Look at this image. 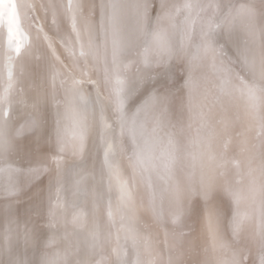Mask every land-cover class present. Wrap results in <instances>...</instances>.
Here are the masks:
<instances>
[{"label": "rangeland", "instance_id": "rangeland-1", "mask_svg": "<svg viewBox=\"0 0 264 264\" xmlns=\"http://www.w3.org/2000/svg\"><path fill=\"white\" fill-rule=\"evenodd\" d=\"M106 2L109 0H0V170L2 168L5 170L6 166H14L12 169L23 170L21 172L18 170L22 175H19V181L15 184L10 185L4 180L0 186V264H164L165 260V264H183L186 259V264H264V125H262L263 127L261 123L259 125V120L255 119L256 117H253L250 112L243 108L240 109V106L237 108L233 106L232 95L229 98L226 97V94L219 88L217 77L211 73L208 74L206 63L202 62L199 54L195 51L194 47L196 46L192 44V48L191 43L195 42L196 45L198 29H202L205 23L204 18L198 14L195 16V12V14L193 12L191 14L189 7L181 2L180 5L183 8L176 11V17L180 24H186L184 29L189 34L188 38L192 37L190 39L192 41L189 44V40H186L181 47L182 51L180 50L182 58H178L175 62L178 64L184 62L186 69L176 66L177 63H170L174 66H170L164 71L165 75L160 78V82H149L142 93L143 95L139 88L138 93L132 96L126 90L130 87H126L131 82L130 78L137 77L135 75L138 72H133L135 65L130 69L126 68V71L124 65L122 66L123 61L122 64H119V72H117L109 64L120 58V52L128 51V48H135L132 34L137 31V24L143 25V13L131 9L129 5H124L122 10L108 7L105 5ZM150 2L147 4L150 6L149 13L146 12L147 27L151 19V9H154V6L158 8L159 5L163 6V9L165 7L164 0H150ZM127 3L129 4V0H123V4L127 5ZM126 9L128 10L126 11ZM102 10L103 12L100 14ZM181 12L184 15H181ZM198 17H200L199 21ZM190 19H192L191 22ZM202 19L203 21H201ZM244 19L246 18L244 17ZM187 21L189 22L187 23ZM245 24L236 25V28L239 27V30H242ZM134 28H136L135 32ZM236 28L234 31L237 30ZM141 29L142 27H139V30ZM141 32L137 34L138 38ZM190 32L193 33L191 36ZM100 36L104 37L103 41ZM122 37L124 40L121 39ZM187 50H189L188 53H186ZM96 51L99 53L97 54ZM132 54L136 53L132 52ZM183 59L185 61H182ZM221 61L226 63V66H230L223 56ZM152 62V60L149 61V67L157 63ZM141 80L142 78L136 85L144 86ZM185 82L188 84L185 85ZM197 83H200L199 85L203 88L197 87L199 86ZM201 89L202 93L199 92ZM202 94L204 96H201ZM155 100L158 102H154ZM167 102L169 105L164 104ZM154 103L159 106V109L157 106L158 110L153 107ZM118 105L120 109H118ZM156 111H159L160 114ZM136 112L148 116V121L152 127L154 126L156 134L163 139L161 144L166 151L165 154L168 156L170 154L166 160V167L170 168L173 164V167L167 168L170 172H172L171 169L174 172L171 174L168 171V177L161 183L159 181L161 189L164 187L162 190L158 187L157 190L154 188L156 191L153 189V192L148 187L137 166V156H133L136 153L132 141L135 135L132 127L137 119ZM163 116L168 119H164ZM248 116L249 119L251 118L250 120ZM171 120L172 122H170ZM244 120L249 121L247 123ZM256 120L258 123L255 122ZM122 121L128 122V125ZM156 121L158 122L156 123ZM185 122L187 124H184ZM252 122L256 125H252ZM160 124L163 125L160 126ZM236 126L238 127L236 128ZM260 126L262 129L259 128ZM236 129L237 133L234 132ZM245 130H248L247 133L251 132L247 134ZM124 132L128 133V136ZM220 133L226 137L228 134L236 137L237 143L233 147L240 149L227 148V152L230 150L233 154L235 153L234 157H238V159L241 155L240 167L245 169V178L237 172L234 176L239 178H233L234 181L236 178L237 182L240 181L239 189H237L238 198H240V203L246 204H241L242 211L235 213L228 211L227 207L219 208L218 205L221 203L218 199L215 200L216 204H213L214 201H208L202 196L198 197L190 190L193 177L195 179L200 174V169L203 170L207 166L205 159L210 157L207 156L210 154L209 148L212 145L216 146L214 143L223 137ZM215 137L220 139L213 140V138L216 139ZM189 139L193 142H190ZM168 144L171 145L168 146ZM199 144H201L200 147H198ZM179 145L180 147H178ZM179 148L180 150H178ZM189 148L196 150L193 151ZM220 148L219 150L222 151ZM245 148L249 149L248 152ZM174 149L178 151L175 152ZM194 153L195 155H193ZM197 156H201L202 161ZM191 158L192 160H190ZM193 163L195 166L192 165ZM35 166L38 167L34 168ZM179 168L182 172H177ZM189 172H193V174ZM29 173L34 177L29 176ZM177 174H182L180 175L182 180L187 177V181L185 179L182 181ZM172 175L178 180H174ZM183 175L185 176L183 177ZM30 180L31 182H29ZM169 180L171 187L168 183ZM179 182L183 184H179ZM242 193L250 194L249 196L246 194V197ZM154 195L155 199L152 197ZM169 198L172 199V203ZM188 204L189 206H187ZM161 206H164V209ZM244 209L249 210L244 211ZM190 212L191 214H189ZM230 214L232 217L228 216ZM163 217L164 219H162ZM166 217L167 219H165ZM237 217L240 219L238 220ZM182 218L184 219L181 220ZM235 218L236 220L233 221ZM239 223H242V226ZM211 229L214 232L218 229L215 236L211 235ZM132 235H134V239ZM240 236L241 244L239 243ZM56 248H59L58 250L61 252ZM169 249L171 251H167ZM167 252L173 253V257ZM61 255L62 257H60ZM50 256L52 258H49ZM63 256H67V259H64ZM74 256L76 257L74 258ZM192 258L193 261L188 262ZM152 260L154 261L152 262Z\"/></svg>", "mask_w": 264, "mask_h": 264}, {"label": "bare ground", "instance_id": "bare-ground-1", "mask_svg": "<svg viewBox=\"0 0 264 264\" xmlns=\"http://www.w3.org/2000/svg\"><path fill=\"white\" fill-rule=\"evenodd\" d=\"M100 1V0H99ZM106 1V0H105ZM156 1V0H154ZM67 2V1H66ZM148 2H150V0H129V4L127 3L126 4H123V0H109V2H106V6L108 5V7H114L115 9L116 8H119L120 10H122V8L125 6H128L131 8V9H134L135 11L136 10H139V12L142 14L143 13V17H144V22H143V25L141 26L140 24H137L138 27H137V31L135 32L136 28H134V32L135 34H132L134 38L133 39V45L135 48H128V51H124V52H120V58L119 59H116L114 62L112 61L110 65V67H112L114 70H116L117 72H119V64L123 62L122 66L124 65V68L126 70L127 69H130L131 66L134 67L135 65V70H133V72L137 71L138 73H136L137 76L136 78H133L131 80V82H133L132 84L129 83V85L126 87H130L126 90H128V92L132 95V96H135L136 93H138L139 91V88L142 90L141 91V94L144 93V89L145 87L148 85L149 82H158L160 80V78L163 77V75H165V70L167 68H169L170 66H174L173 64L171 65L170 63H177L178 62H175L178 58H182L181 57V47L183 44H185L186 40H189V44L190 42V39L192 38H188V35L187 32H186V29H184L186 27V24H183V23H179V21L177 20L178 17H176V11L179 10L180 8H183L181 7L180 4L184 3V5L187 7H189V11L190 13L192 14V12L196 13L195 16H197V14L201 17V18H204V24H203V27L202 29H198L199 30V33H198V40L196 41V45H195V42L191 43V46L193 44V46H196L194 47L195 48V51L197 52V54H199L200 56V59L202 60V62H205L206 63V69H208V74L211 73L213 76L217 77V79L219 80V88L221 89V91L226 94V97L229 98L233 97V106L237 108V106H240L241 108L240 109H244L245 111H248L250 112L251 114H253L252 116L256 117L255 119H258L259 120V123L257 122V120L255 121L256 123H258L260 125L261 123V126L264 125V0H164V9L162 7H159L158 8H155L154 6V9H151V19L149 21V25L147 27V23H148V19H146V12L149 13V10H150V6H148ZM182 2V3H181ZM93 3V2H92ZM152 4V2H150ZM156 3V2H155ZM160 3V2H159ZM99 4V3H98ZM182 5V6H184ZM101 7V6H100ZM99 7V8H100ZM103 7V6H102ZM121 7V8H120ZM65 8V7H64ZM98 8V9H99ZM128 8V7H127ZM160 8V9H159ZM162 8V9H161ZM97 9V11H98ZM104 9V8H102ZM107 9V7H106ZM111 9V8H110ZM114 9V10H115ZM159 9V10H158ZM128 9H126L127 11ZM105 11V10H104ZM182 11V9H181ZM188 11V10H187ZM102 11H100V14H101ZM106 12V11H105ZM104 12V13H105ZM129 12V11H128ZM65 13V12H64ZM185 13V12H184ZM187 13V12H186ZM185 13V14H186ZM194 13V14H195ZM99 14V13H98ZM97 14V15H98ZM181 15H184L182 14V12L180 13ZM179 14V15H180ZM112 15V14H111ZM190 15V14H189ZM187 15V16H189ZM106 16V15H105ZM126 16V14H125ZM185 16V17H187ZM193 16V17H195ZM97 17V16H96ZM192 17V15H191ZM200 17H198V21L200 19ZM244 17L246 19H244ZM100 18V17H99ZM103 18V17H102ZM121 18V17H120ZM127 18V17H126ZM187 18H190V17H187ZM101 19V18H100ZM182 19V18H181ZM186 19V18H185ZM196 19V18H195ZM99 20V19H98ZM120 20V19H119ZM128 20V19H127ZM147 20V23H145ZM192 19H190V22H191ZM244 20H246V22H244ZM102 21V20H101ZM122 21V20H121ZM124 21V20H123ZM196 21V20H195ZM203 21V19L201 20ZM85 22V21H84ZM133 22V21H132ZM184 22V21H183ZM189 21H187L188 23ZM106 23V22H105ZM120 26H121V22H119ZM244 23L245 26H244V30H239V27L238 29L236 28V25L237 26H241V24L243 25ZM87 24V23H85ZM92 24V23H91ZM125 24H127L125 22ZM192 24V23H190ZM194 24H198V23H194ZM113 25V24H112ZM119 25H118V29H119ZM140 25V26H139ZM185 25V26H184ZM202 25V24H200ZM89 26V24H88ZM111 26V25H110ZM131 26V25H130ZM189 26V25H188ZM122 27V26H121ZM124 27V26H123ZM128 27V25H127ZM139 27H142L141 30H139ZM193 26L191 25V28ZM195 27V25H194ZM201 27V26H200ZM96 28V27H95ZM99 28V27H98ZM130 28V27H129ZM235 28L237 29L236 31ZM125 30H127V28H125ZM239 30V31H238ZM247 30V31H246ZM89 31V30H88ZM118 31V30H117ZM142 31V32H141ZM188 31V29H187ZM191 31V29H190ZM193 31V30H192ZM197 31V30H196ZM141 32V35H139V38H138V35ZM98 33V32H97ZM102 33V31H101ZM100 33V34H101ZM128 33V32H127ZM126 33V34H127ZM189 33V32H188ZM194 33V31H193ZM190 32V36L191 34H193ZM99 34V35H100ZM124 34V33H122ZM98 35V37H99ZM103 35V34H102ZM196 35V34H195ZM124 36V35H123ZM128 36V35H127ZM92 37V36H91ZM97 37V38H98ZM131 37V36H130ZM196 37V36H195ZM93 38H95L93 36ZM100 38L102 39L103 41V38L102 36H100ZM99 38V39H100ZM131 38V39H132ZM194 38V37H193ZM246 38V39H244ZM122 40L123 37L121 38ZM96 40V39H95ZM196 40V39H195ZM94 41V40H93ZM98 41V40H97ZM101 41V42H102ZM127 42V40H125ZM100 42V41H99ZM97 42V43H99ZM95 43V42H93ZM103 43V42H102ZM124 43V42H122ZM137 44V45H136ZM188 44V46H189ZM99 45V44H98ZM128 45V43H127ZM136 45V46H135ZM187 45V44H186ZM121 46V45H120ZM190 46V48H191ZM192 46V48H193ZM95 47V46H94ZM97 47V45H96ZM133 47V46H132ZM140 47V48H139ZM99 48V47H98ZM186 48V47H185ZM183 48V49H185ZM189 48V49H190ZM188 49V48H187ZM134 50V51H132ZM181 50V51H180ZM192 50V49H191ZM189 50H187L186 53H188ZM97 52V51H96ZM103 52H105L103 50ZM132 52L136 53V54H132ZM193 52V51H192ZM99 52H97L98 54ZM127 54V55H126ZM132 54V55H131ZM100 55V54H99ZM130 55V56H129ZM186 56V54H183ZM189 55V54H188ZM192 56V55H191ZM198 56V58H199ZM222 56L226 59V62L230 65V66H226L227 64L226 63H223L222 60ZM194 57V56H193ZM99 58V57H98ZM104 58V57H103ZM104 60H106L104 58ZM153 61V62H157L155 63L156 65H153L151 67L150 66V63L149 61ZM185 60H186V57H185ZM184 59L182 61H185ZM188 60V59H187ZM189 61V60H188ZM152 62V63H153ZM193 62V61H192ZM200 62V60H199ZM198 62V63H199ZM151 63V65H152ZM196 63V62H195ZM201 63V62H200ZM176 66H179L180 68L182 69H186L185 68V64L183 62V64H178ZM194 64V62L192 63ZM196 65V64H195ZM200 65V64H199ZM203 65V63H202ZM102 66V65H101ZM105 66V65H104ZM193 67V66H192ZM201 67V66H199ZM204 67V66H203ZM227 67V68H226ZM104 68V67H103ZM108 68V67H107ZM123 68V67H122ZM121 68V69H122ZM173 68V67H172ZM171 68V69H172ZM190 68V67H189ZM102 69V68H101ZM107 70V69H106ZM105 70V71H106ZM113 70V71H114ZM173 70V69H172ZM171 70V71H172ZM200 70V69H199ZM127 71V70H126ZM183 71V70H182ZM194 71V70H193ZM205 71V70H204ZM203 71V72H204ZM207 71V70H206ZM103 72V71H102ZM132 72V73H133ZM185 72V71H184ZM198 72V71H197ZM106 73V72H104ZM174 73V72H173ZM182 73V72H181ZM196 73V72H194ZM101 74V73H100ZM117 74V73H116ZM140 75V76H139ZM172 75V74H171ZM199 75V74H198ZM106 76V75H105ZM110 76V75H109ZM112 76V75H111ZM130 76V75H129ZM183 76V75H182ZM185 76V75H184ZM191 76V74L189 75V77ZM195 76V75H193ZM197 76V75H196ZM107 77V76H106ZM113 77V76H112ZM188 77V76H187ZM200 77V76H199ZM213 77V78H215ZM102 78V77H101ZM142 78V82H143V85L144 86H141V85H136L138 84V80ZM184 78V77H183ZM194 78V77H193ZM198 78V77H197ZM210 77L208 76V79ZM171 79V78H170ZM175 80V79H174ZM177 80V79H176ZM190 80V79H189ZM194 80V79H193ZM191 80V81H193ZM197 80V79H196ZM195 80V81H196ZM202 80V79H201ZM113 82V81H112ZM142 82H140V84H142ZM160 82V81H159ZM164 82V81H163ZM171 82V81H169ZM190 82V81H189ZM205 82V81H204ZM201 83V82H200ZM199 83V84H200ZM218 83V82H217ZM124 84V83H123ZM182 84V83H181ZM185 85L188 84L187 82L184 83ZM190 84V83H189ZM198 84V83H197ZM196 84V85H197ZM198 84V85H199ZM202 84L203 81H202ZM201 84V85H202ZM109 85V84H108ZM207 85V84H206ZM189 87V85H188ZM197 87H202V86H197ZM196 87V88H197ZM107 88V87H106ZM105 88V89H106ZM121 88V87H120ZM191 88V86H190ZM189 88V89H190ZM192 88H195L192 86ZM203 88V87H202ZM125 89V88H124ZM194 90V89H193ZM124 91V90H123ZM195 91H198V90H195ZM203 91L202 89L199 91L201 92ZM206 91V90H205ZM221 92V93H222ZM123 93V92H122ZM121 93V95H123ZM194 93V92H193ZM198 93V92H197ZM195 93V94H197ZM202 93V92H201ZM222 93V94H223ZM100 94V93H99ZM113 95V93H112ZM143 95V94H142ZM178 95V94H177ZM200 95V94H199ZM124 96V95H123ZM160 96V95H159ZM163 96V95H162ZM188 96V95H187ZM198 96V95H197ZM201 96H204L203 94ZM105 98V97H104ZM124 98V97H122ZM154 98V97H153ZM153 98H152V103H153ZM159 98V97H158ZM201 98V97H199ZM198 98V99H199ZM163 99V98H162ZM184 99V98H183ZM182 99V100H183ZM104 100V99H103ZM125 100V99H124ZM159 100V99H158ZM161 100V99H160ZM167 100V99H166ZM181 100V99H180ZM157 100H155L154 102H156ZM158 102V101H157ZM161 102V101H159ZM192 102V101H191ZM143 103V102H142ZM150 103V102H149ZM169 102L167 103H164L165 105H167ZM195 103V101H194ZM193 103V104H194ZM116 106H117V103H115ZM140 104V103H139ZM138 104V106H139ZM144 104V103H143ZM148 104V103H146ZM157 104V103H156ZM160 104V103H159ZM123 105V104H122ZM125 105V104H124ZM155 105V103H154ZM153 107H156V110L159 109V106H158V109H157V106L155 105ZM164 105V106H165ZM169 105V104H168ZM179 105V104H178ZM177 105V107H178ZM191 105V104H190ZM196 105V104H195ZM232 105V104H231ZM129 107V106H128ZM142 107V106H141ZM146 107V106H145ZM151 107V106H150ZM170 107V106H169ZM173 107H175L173 105ZM135 108V107H134ZM133 108V109H134ZM146 108H149V107H146ZM168 108V107H167ZM179 108V107H178ZM185 108V107H184ZM203 108V107H201ZM111 109V108H110ZM116 109V108H115ZM118 109L119 108V105H118ZM126 109V108H125ZM130 109V108H129ZM138 109V108H137ZM150 109V108H149ZM148 109V110H149ZM152 109V108H151ZM166 109V108H165ZM213 109V108H212ZM154 110V109H153ZM164 111V109H162ZM160 110L163 115L164 112ZM168 110V109H167ZM170 110V108H169ZM174 110V109H173ZM122 111V110H121ZM137 111V110H136ZM144 111V110H143ZM152 111V110H151ZM237 111V109H236ZM131 112V111H130ZM138 112V111H137ZM136 112V114H137ZM142 112V110H141ZM147 112V110H146ZM157 112V111H156ZM159 112V111H158ZM157 112V113H158ZM167 112H170V111H167ZM173 112V111H172ZM238 112V111H237ZM135 113V111H134ZM145 113V112H144ZM152 113V112H151ZM165 113H166V110H165ZM196 113V112H195ZM206 113V112H205ZM118 114V113H117ZM129 114V113H128ZM154 114V112H153ZM160 114V112H159ZM169 114V113H168ZM173 114V113H172ZM171 114V115H172ZM197 114V113H196ZM208 115H210L209 113H207ZM206 114V115H207ZM226 114V113H225ZM238 114V113H236ZM240 114V113H239ZM119 115V114H118ZM121 115V114H120ZM201 115V114H200ZM222 115V114H221ZM230 115V114H229ZM234 115V114H233ZM122 116V115H121ZM121 116H120V119H121ZM130 116V115H129ZM136 116V115H135ZM134 116V117H135ZM160 116V115H159ZM169 116V115H168ZM173 116V115H172ZM195 116V115H193ZM202 116V115H201ZM250 116V114H249ZM249 116H248V119H249ZM27 117V116H25ZM30 117V116H29ZM131 117V116H130ZM150 117V116H149ZM153 117V116H152ZM156 117V116H155ZM176 117V116H175ZM188 117V116H187ZM196 117V116H195ZM232 117V116H230ZM229 117V118H230ZM240 117V116H239ZM245 117V115H244ZM136 120L135 122L133 123V127L131 125H129L130 127H132V130H134V138L132 139L133 141V147H134V151L136 153V155H133L130 153V155H133L134 157H136V163L138 164L137 166L139 167V170H140V173H141V177L145 180L146 184L148 185V187H150L152 190L155 188L157 190V188L159 187V189H161V187L159 186V181L161 183L162 180H164L166 177H168V168L166 167V160L167 158L170 156H168V154L166 155L165 154V150L163 148V145L161 144V139L157 134H156V131L155 129H153L152 125L149 123V118L148 116L141 114L140 112L137 114L136 116ZM162 119V117H160ZM164 118V116H163ZM178 118V117H177ZM189 118V117H188ZM22 119V118H20ZM19 119V121H20ZM83 119V118H82ZM151 119V117H150ZM164 119H168V117L164 118ZM182 119V118H181ZM193 119V118H192ZM203 119V117H202ZM201 119V121H202ZM236 119V117H235ZM242 119V117H241ZM247 119V118H246ZM251 119V118H250ZM249 119V120H250ZM253 119V118H252ZM26 120V119H25ZM157 120V119H156ZM160 120V119H159ZM176 120V119H175ZM185 120V119H184ZM186 120H189V119H186ZM191 120V118H190ZM205 120V119H204ZM208 120V119H207ZM249 120H244V121H249ZM18 121V122H19ZM28 121V120H27ZM30 121V120H29ZM119 121V120H118ZM164 121V120H163ZM162 121V122H163ZM194 121V120H192ZM191 121V122H192ZM200 121V120H199ZM200 121V122H201ZM232 121V120H231ZM17 122V123H18ZM25 122V121H24ZM123 122V121H122ZM152 122V121H151ZM158 121H156L157 123ZM172 122V120L170 121ZM176 122V121H175ZM179 122V120H178ZM188 122V121H187ZM208 122V121H207ZM245 122V123H246ZM251 122V121H250ZM16 123V125H17ZM21 123V122H20ZM29 123V122H28ZM36 123V122H35ZM123 123H126L123 122ZM122 123V124H123ZM128 123V122H127ZM126 123V124H127ZM130 123V122H129ZM155 123V124H156ZM193 123V122H192ZM198 123V122H196ZM204 123V122H203ZM239 123V122H238ZM242 123V122H241ZM240 123V124H241ZM248 123V122H247ZM256 123H254L256 125ZM23 125V121L21 123ZM20 124V125H21ZM153 124V123H152ZM175 125H177L176 123H174ZM173 124V125H174ZM184 124H187L186 122ZM195 124V123H194ZM199 124V123H198ZM205 124V123H204ZM225 124V122H224ZM233 124V123H232ZM253 122H252V125H254ZM121 125V124H120ZM125 125V124H124ZM128 125V124H127ZM157 125V124H156ZM163 125V124H160V126ZM183 125V124H182ZM234 125V124H233ZM232 125V126H233ZM244 125V124H242ZM241 125V127H242ZM246 125V124H245ZM251 125V126H252ZM159 126V127H160ZM169 126V125H167ZM184 126V125H183ZM240 126V125H239ZM261 126L259 128H261ZM23 127V126H22ZM123 127V126H121ZM125 127V126H124ZM164 127V126H163ZM175 127V126H174ZM173 127V128H174ZM189 127V126H188ZM191 127V126H190ZM193 127V126H192ZM230 127V126H229ZM238 126H236L237 128ZM240 127V128H241ZM255 127V126H254ZM263 127V126H262ZM127 128V127H126ZM129 128V127H128ZM157 128V127H156ZM166 128V127H165ZM170 128V127H169ZM179 128V127H178ZM204 128V127H202ZM201 128V130L203 131V129ZM226 128V127H225ZM233 128V127H232ZM244 128V127H242ZM23 129V128H22ZM161 129V128H160ZM176 129V128H175ZM184 129V128H183ZM197 129V128H196ZM199 129V127H198ZM231 129V128H230ZM249 129V128H248ZM254 129V128H253ZM262 129V128H261ZM14 130V129H13ZM28 130V129H27ZM121 130V129H120ZM123 130V129H122ZM129 130V129H128ZM159 131V129H156ZM206 130V129H205ZM224 130V129H223ZM250 130V129H249ZM255 130H256V127H255ZM1 131V130H0ZM24 132V129L22 130ZM118 131V130H117ZM130 131V130H129ZM163 131V129H162ZM176 131V130H174ZM173 131V132H174ZM229 131V130H228ZM227 131V133H228ZM246 131V130H245ZM248 131V130H247ZM247 131L245 133H247ZM20 132V131H19ZM132 132V131H130ZM164 132V131H163ZM183 132V131H181ZM180 132V133H181ZM204 132V131H203ZM202 132V133H203ZM207 132V131H206ZM232 131L230 130V133ZM234 132H238L237 129L236 131ZM251 132V131H250ZM249 132V133H250ZM15 133V132H14ZM18 133V132H17ZM133 133V132H132ZM158 133V132H157ZM176 133V132H175ZM178 133V131H177ZM179 133V134H180ZM185 133V132H184ZM183 133V134H184ZM200 133V134H202ZM225 133V132H224ZM244 133V132H242ZM247 133V134H249ZM253 133V131H252ZM262 133V132H261ZM19 134V133H18ZM115 134V133H114ZM125 134V132H124ZM161 134V132H160ZM169 134V133H168ZM189 134V133H188ZM221 134V133H220ZM246 134V135H247ZM260 134V133H259ZM258 134V135H259ZM122 135V134H121ZM126 136H128V133L125 134ZM173 135V134H172ZM182 135V134H180ZM187 135V134H186ZM208 135V134H207ZM224 134H221V136H223ZM252 135V134H251ZM257 135V134H256ZM255 135V136H256ZM130 136V135H129ZM132 136V135H131ZM130 136V137H131ZM164 136V135H163ZM215 136H217L215 134ZM219 136V134H218ZM220 136V137H221ZM241 136H245V135H241ZM249 136V135H248ZM133 137V136H132ZM162 137V136H161ZM167 137V136H166ZM195 137V136H194ZM209 137V136H208ZM247 137V136H246ZM253 137V135L251 136ZM164 138V137H163ZM181 138V137H180ZM204 138V137H203ZM212 138V137H211ZM216 138V137H215ZM121 139V138H119ZM188 139V138H187ZM217 139H220V138H216L213 140H217ZM128 140V138H127ZM172 140V139H171ZM174 140V139H173ZM186 140V139H185ZM184 140V141H185ZM199 140V139H198ZM209 142H210V139H208ZM212 140V139H211ZM242 140V139H241ZM248 140V139H247ZM250 140V139H249ZM128 141H131V140H128ZM131 141V142H132ZM175 141V140H174ZM180 141V140H179ZM182 141V140H181ZM180 141V142H181ZM190 141V139H189ZM192 141V140H191ZM190 141V142H191ZM207 141V140H206ZM252 141V140H251ZM129 142V143H131ZM167 142V141H166ZM170 142V141H168ZM177 142V140H176ZM183 142V141H182ZM186 142H188L186 140ZM193 142V141H192ZM202 142V141H201ZM208 142V141H207ZM208 142V143H209ZM213 142V141H212ZM245 142V141H244ZM165 143V142H164ZM171 143V142H170ZM236 143H237V139L234 135H230L228 134V136L226 137L223 136L221 137L220 140L216 141L214 144L216 146H213L211 148H209L208 152L210 153L209 155H207L209 158H206L205 161L207 164L206 168L201 170L200 169V174L198 176L194 177L191 175V177H193V183L191 185V192L198 195V197L202 196L204 198H206L208 201H214L213 204H216L215 203V200L218 199L219 203L221 204H217L219 208H225L227 207L228 211H232V212H238V211H242V205H246V204H242L240 203V198L239 197V192H237V189H239V182H237V178H236V181L233 180L234 177H238V176H234L235 173H240L244 178H245V169L243 167H240V158H241V155L238 159L235 158L233 152H231L229 150V152H227V148L232 149L233 146H236ZM247 143V142H246ZM254 143V142H253ZM186 144V143H185ZM210 144V143H209ZM219 144V145H218ZM171 145V144H168V146ZM184 145V143H183ZM192 145V144H191ZM201 144H199L198 147H200ZM247 145V144H246ZM259 145V144H258ZM130 146V144H129ZM175 146V145H174ZM239 146V145H238ZM264 146V145H263ZM167 147V146H166ZM177 147V146H176ZM180 147V145L178 146ZM194 147V145H193ZM204 147V146H203ZM221 147V148H220ZM241 147V146H240ZM242 147H244V144H242ZM252 147V146H251ZM196 148V147H194ZM219 148L222 150L220 151ZM235 148V147H233ZM263 148V147H262ZM130 149V148H129ZM168 149V147H167ZM189 149H192V148H189ZM203 149V148H202ZM201 149V150H202ZM236 149V148H235ZM240 149V148H239ZM239 149H236V150H239ZM246 149V148H245ZM258 149V148H257ZM132 150V148L130 149ZM129 150V152H130ZM172 150V149H171ZM170 150V151H171ZM180 150V148L178 149ZM176 149V151H178ZM193 151L196 150V149H192ZM191 150V151H192ZM247 150V149H246ZM249 150V149H248ZM247 150V152H248ZM254 150V149H253ZM128 151V150H127ZM133 151V152H134ZM175 151V149H174ZM175 151V152H176ZM186 151V150H185ZM235 151V150H234ZM35 152V151H34ZM168 152V151H167ZM172 152V151H171ZM170 152V153H171ZM174 152V153H175ZM201 152V151H200ZM216 152V153H215ZM245 152V151H244ZM264 152V151H263ZM134 153V154H135ZM180 153V151H179ZM196 153V152H195ZM195 153L193 155H195ZM257 153V152H256ZM177 154V153H175ZM182 154V153H181ZM184 154V153H183ZM188 154V153H186ZM185 154V155H186ZM202 154V153H201ZM208 154V153H207ZM174 155V154H173ZM179 155V154H178ZM205 155V154H204ZM255 155V154H254ZM132 156V157H133ZM189 156V155H188ZM249 156V155H248ZM253 156V155H252ZM260 156V155H259ZM133 157V158H134ZM172 157V156H171ZM170 157V158H171ZM175 157V156H173ZM186 157V156H185ZM192 157V156H191ZM195 157V156H194ZM105 158V157H104ZM188 158V157H187ZM190 158V157H189ZM197 158H199L200 161H202V158L201 156H197ZM196 158V159H197ZM235 158V159H234ZM264 158V157H263ZM262 158V159H263ZM135 159V158H134ZM172 159V158H171ZM178 159V158H177ZM176 159V160H177ZM184 159V157H183ZM182 161H185L183 160ZM195 159V158H194ZM257 159H260V158H257ZM192 160V158L190 159ZM57 161V160H56ZM171 161V160H170ZM179 161V160H178ZM181 161V162H182ZM195 161V160H194ZM261 161V160H260ZM132 162V161H131ZM169 162V160H168ZM191 162V161H190ZM135 163V164H136ZM184 163V162H183ZM237 163V164H236ZM35 164V163H34ZM56 164V163H55ZM182 163H180L181 165ZM186 164V162H185ZM200 164V163H199ZM204 164V165H205ZM11 165V164H10ZM13 165V163H12ZM32 165V164H31ZM45 165V163H44ZM134 165V164H133ZM168 165V164H167ZM170 165V163H169ZM179 165V164H178ZM183 165V164H182ZM187 165V164H186ZM191 165V163H190ZM193 166L194 163L192 164ZM6 166V165H5ZM17 166V164H16ZM27 166V165H26ZM203 166V164H202ZM14 167V166H13ZM13 167L11 166H6L5 170L4 168H2V170H0V186L2 184V181L6 180L7 182H9L10 185H13L15 184L17 181H19V178L20 176L19 175H22L19 174V172L23 171V170H15V169H12ZM18 167V166H17ZM16 167V168H17ZM28 167V166H27ZM31 167V166H30ZM38 167V166H37ZM36 166L34 168H37ZM173 167V164L170 166V168ZM186 167V166H185ZM32 168V167H31ZM41 168V166H40ZM39 168V170H40ZM169 168V169H170ZM189 168V167H188ZM187 168V169H188ZM196 168V167H195ZM194 168V169H195ZM204 168V167H203ZM21 169V168H20ZM135 169V168H134ZM184 169V168H183ZM193 169V171H195ZM45 170V169H44ZM138 170V169H137ZM179 171L177 172H182V170L180 171V168L178 169ZM185 170V169H184ZM28 171V170H27ZM26 171V172H27ZM30 171V170H29ZM32 171H35L32 169ZM31 171V172H32ZM172 172H170L171 174L174 172L172 169H171ZM186 171V170H185ZM30 172V173H31ZM41 172V171H40ZM43 172V171H42ZM41 172V173H42ZM188 172V171H187ZM258 172V171H257ZM29 173V176L33 175L31 174L30 175ZM39 173V171H38ZM132 173V172H131ZM135 173V172H133ZM176 173V172H175ZM174 173V174H175ZM186 173V172H185ZM191 173V172H189ZM195 173V172H194ZM24 174V173H23ZM28 174V173H27ZM184 174V173H183ZM188 174V173H187ZM193 174V172L191 173ZM40 175V174H39ZM139 175V174H138ZM179 175V174H177ZM182 175V174H180ZM179 175V176H180ZM237 175V174H236ZM28 176V175H27ZM174 177V180L176 179V177L174 175H172ZM170 176V178L172 177ZM185 175H183L184 177ZM190 176V175H189ZM240 176V177H242ZM24 177L25 174H24ZM23 177V178H24ZM31 177H34V176H31ZM134 177V176H133ZM136 177V176H135ZM172 177V178H173ZM182 176L178 177V178H181ZM242 177V179H243ZM30 178V177H28ZM139 178V177H138ZM187 178V177H186ZM186 178H184L186 180ZM239 178V177H238ZM36 179V178H35ZM183 179V180H184ZM189 179V178H188ZM250 179V178H249ZM248 179V180H249ZM27 180V178H26ZM141 180V179H140ZM168 180V179H167ZM172 179V182L174 181ZM178 179H176L177 181ZM182 180V178H181ZM182 180V181H183ZM190 180V179H189ZM245 180V179H243ZM23 181V180H22ZM45 181V180H44ZM187 181V180H186ZM6 182V183H7ZM24 182V181H23ZM26 182V181H25ZM31 182V180L29 181ZM141 182H143V180H141ZM170 180L168 181L169 183V186L171 187L170 185ZM81 183V182H80ZM182 183V182H179V184ZM249 183V182H248ZM26 184V183H25ZM84 184V183H83ZM144 184V183H143ZM183 184V183H182ZM245 184V183H244ZM250 184V183H249ZM24 185V184H23ZM22 185V186H23ZM141 185V184H140ZM162 185V184H161ZM242 185V184H241ZM247 185V184H246ZM253 185V184H252ZM19 186V184H18ZM144 187V185H142ZM165 186V184H164ZM174 186V184H173ZM179 186V185H178ZM248 187V185H247ZM22 188V187H21ZM24 188V187H23ZM164 188V187H163ZM162 188V189H163ZM169 188V187H168ZM176 188V187H175ZM251 188V187H250ZM26 189V188H25ZM23 189V190H25ZM91 189V188H90ZM154 189V190H155ZM161 189V190H162ZM170 189V188H169ZM168 189V191L170 192V190ZM241 189V188H240ZM249 189V188H248ZM18 190V189H17ZM20 190V189H19ZM153 190V192H154ZM155 190V191H156ZM173 190V188H172ZM246 190V189H245ZM32 191V190H31ZM142 191V190H141ZM159 191V190H158ZM164 191V190H163ZM179 191V190H178ZM19 193V191H17ZM140 192V191H139ZM152 192V191H151ZM161 192V191H159ZM176 192V191H175ZM246 192V191H245ZM249 192V191H248ZM252 192V191H250ZM15 193V191H14ZM158 193V192H157ZM178 193V192H177ZM7 194V193H6ZM13 194V193H12ZM153 194V193H151ZM160 194V193H159ZM168 194V193H167ZM246 196L247 193H242ZM250 193H248L247 195L249 196ZM8 195V194H7ZM156 195V193H155ZM152 196L153 198L155 197ZM158 195V194H157ZM176 195V194H175ZM174 195V196H175ZM178 195V194H177ZM176 195V196H177ZM4 196V195H3ZM9 196V195H8ZM160 196V195H159ZM175 196V197H176ZM253 196V195H252ZM7 197V196H5ZM161 197H162V194H161ZM178 197H180L178 195ZM178 197H176L177 199H179ZM242 197V196H240ZM247 197V196H246ZM251 197V196H250ZM147 198V197H146ZM152 198V199H153ZM156 198H158V196H156ZM160 198V197H159ZM163 198V197H162ZM254 198V197H253ZM6 199V198H5ZM155 199V198H154ZM170 199V198H169ZM177 199H175L177 201ZM181 199V198H180ZM195 199V198H194ZM245 199V198H244ZM247 199V198H246ZM157 200V199H156ZM161 200V199H160ZM193 200V198H192ZM248 200V199H247ZM154 201V200H153ZM159 201V200H158ZM171 203H172V199H170ZM200 201V200H199ZM246 201V200H245ZM155 202V201H154ZM162 202V200H161ZM201 202V201H200ZM250 202V201H249ZM205 203V202H204ZM157 205V202L155 203ZM161 204V203H159ZM164 204V203H163ZM167 204V203H166ZM242 204V205H241ZM248 204V202H247ZM251 204V203H250ZM155 205V207H156ZM168 206V205H166ZM173 206V205H172ZM189 206V204L187 205ZM160 207V206H159ZM162 208L164 206H161ZM175 207V206H174ZM216 207V206H215ZM245 207V206H244ZM248 207V206H247ZM246 207V208H247ZM157 208V207H156ZM173 208V207H172ZM171 208V210H172ZM164 209V208H163ZM168 209V208H167ZM176 209V208H174ZM253 209V208H252ZM161 210V208H160ZM187 210V209H186ZM189 210V209H188ZM222 210V209H221ZM246 210H249V209H246ZM244 209V211H246ZM158 211V209H157ZM164 212V210H161ZM160 211V212H161ZM169 211V210H167ZM166 211V213H167ZM186 212V211H185ZM189 212V211H188ZM187 212V213H188ZM192 212V211H191ZM191 212L189 214H191ZM165 213V214H166ZM170 213V212H169ZM179 213V212H178ZM230 213V212H229ZM247 213V212H246ZM82 214V213H81ZM161 214V213H160ZM240 212H239V216H240ZM154 215V213H153ZM168 215H171V214H168ZM221 215V214H220ZM238 215V214H237ZM236 215V216H237ZM165 216V215H164ZM187 216V215H186ZM199 216V215H198ZM230 217V215H228ZM245 216V214H244ZM242 216V217H244ZM249 216V215H248ZM252 216V215H251ZM73 217V216H72ZM71 217V218H72ZM77 217V216H75ZM88 217V216H87ZM156 217V216H155ZM158 217V216H157ZM173 217V216H172ZM181 217V216H180ZM179 217V218H180ZM183 217V216H182ZM189 217V215H188ZM193 217V216H192ZM241 217V216H240ZM240 217L238 218V220L240 219ZM247 217V216H246ZM246 217L244 218V220L246 219ZM263 217V216H262ZM261 217V218H262ZM169 218V216H168ZM175 218V217H174ZM187 218V217H185ZM156 219V218H155ZM164 219V217L162 218ZM167 219V217L165 218ZM170 219V218H169ZM168 219V220H169ZM184 218H182L181 220H183ZM200 219V218H199ZM219 219V218H218ZM228 219V218H227ZM242 219V218H241ZM259 219V218H258ZM74 220V219H73ZM174 220V219H173ZM177 220V219H176ZM190 220H192L190 218ZM236 220L233 219V221ZM242 220V221H244ZM251 220V219H250ZM77 221V220H76ZM103 221V220H102ZM101 221V222H102ZM185 221V220H184ZM188 221V220H187ZM198 221V220H197ZM169 222H171L169 220ZM174 222V221H173ZM236 222V221H235ZM238 222V221H237ZM262 222V221H261ZM26 223V222H25ZM166 224V222H164ZM187 223V222H185ZM183 223V224H185ZM190 223V222H189ZM188 223V224H189ZM246 223V222H245ZM16 224V223H15ZM20 224V223H19ZM126 224V223H125ZM175 224V223H174ZM179 224V222H178ZM182 224V225H183ZM242 223H239V225H241ZM247 224V223H246ZM180 225V224H179ZM233 225V223H232ZM26 226V224H25ZM185 226V225H184ZM242 226V225H241ZM245 226V225H244ZM10 227V226H9ZM15 227V226H14ZM159 227V225H158ZM163 227V226H162ZM169 227V226H168ZM182 227V226H181ZM235 227V226H234ZM28 228V227H27ZM90 228V227H89ZM145 228V227H144ZM216 228V227H215ZM223 228V227H222ZM239 228V227H238ZM10 229V228H9ZM14 229V228H13ZM12 229V230H13ZM167 229V228H166ZM165 229V230H166ZM172 229V228H171ZM185 229V227H184ZM219 229V228H218ZM217 229V231H218ZM240 229V228H239ZM239 229H236V230H239ZM24 230V229H23ZM29 230V229H27ZM178 230V229H177ZM233 230V229H232ZM231 230V231H232ZM244 230V229H242ZM14 231V230H13ZM163 231V230H162ZM168 231V230H167ZM182 231V230H181ZM196 231V230H194ZM214 232L212 229H211V235L215 236V234L217 233ZM11 232V230H10ZM184 232V230L182 231ZM186 232V231H185ZM6 233V232H5ZM116 233V232H115ZM174 233V232H173ZM194 233V232H193ZM230 234H232L230 231H229ZM238 233V232H237ZM236 233V234H237ZM241 233V232H240ZM247 233V232H246ZM91 234V233H90ZM121 234V233H120ZM182 234V233H181ZM227 234V233H226ZM239 234V233H238ZM244 234V233H242ZM241 234V235H242ZM9 235H12V234H9ZM16 235V234H15ZM183 235V234H182ZM197 235V234H196ZM24 236V235H22ZM133 236V239H134V235ZM179 236V235H178ZM184 236H187V235H184ZM184 236H182V238H184ZM194 236V234H193ZM236 236V235H235ZM7 237V236H6ZM112 238L114 236H111ZM176 237V236H175ZM195 237V236H194ZM193 237V238H194ZM197 237V236H196ZM238 237V235H237ZM245 237V236H244ZM167 238V237H166ZM190 238V237H188ZM200 238V237H199ZM235 238V237H234ZM24 239V238H23ZM169 239V238H168ZM186 239V238H185ZM184 239V240H185ZM237 240V238H235ZM263 239V238H262ZM26 240V238H25ZM91 240V239H90ZM113 240V239H112ZM145 240V239H144ZM148 239H146L147 241ZM181 240V239H180ZM183 240V239H182ZM187 240V239H186ZM192 240V239H191ZM200 240V239H199ZM16 241V240H14ZM149 241V240H148ZM147 241V243H149ZM151 241V240H150ZM166 241V240H165ZM190 241V240H189ZM188 241V242H189ZM246 241V240H245ZM180 242V241H179ZM187 242V241H186ZM215 242V241H214ZM218 242V241H217ZM238 242V241H237ZM244 242V241H242ZM247 242V241H246ZM146 243V242H145ZM166 243V242H165ZM191 243V242H190ZM189 243V244H190ZM239 243L241 244V236H240V239H239ZM252 243V241H251ZM150 244V243H149ZM147 244V245H149ZM214 244V243H213ZM212 244V245H213ZM231 244V242H230ZM235 244V243H234ZM111 245V244H110ZM145 245V246H147ZM211 245V246H212ZM250 245V244H249ZM113 246V245H112ZM154 247V245H152ZM167 246V245H166ZM232 247H234L235 245H231ZM238 246V245H237ZM260 246V245H259ZM12 247V246H11ZM242 247V246H241ZM246 247V246H245ZM165 248V247H164ZM57 249V248H56ZM59 249V248H58ZM57 249V250H58ZM111 249H114V248H111ZM155 249V248H153ZM244 249V248H242ZM257 249V248H256ZM6 250V249H5ZM12 250V249H11ZM55 250V249H54ZM61 250V249H60ZM246 250V249H245ZM249 250V249H247ZM255 250V248H254ZM59 251V250H58ZM114 251V250H113ZM140 251V250H139ZM155 251V250H154ZM167 251H171L170 249L167 250ZM174 251V250H173ZM172 251V252H173ZM180 251V250H179ZM236 251V250H235ZM234 251V252H235ZM241 251V250H240ZM52 252V251H50ZM61 252V251H59ZM57 252V253H59ZM248 252V251H247ZM11 253V252H10ZM49 253V252H48ZM54 253V252H53ZM80 253V252H79ZM142 253V252H141ZM162 253V252H161ZM168 253V252H167ZM171 253V252H170ZM244 254V252H242ZM50 254V253H49ZM48 254V255H49ZM63 254V253H61ZM169 254V253H168ZM173 254V253H172ZM172 254H169L172 256ZM55 255V254H54ZM148 255V254H147ZM168 255V256H169ZM174 255V254H173ZM13 256V255H12ZM47 256V255H46ZM59 256V255H58ZM65 256V255H64ZM63 256V257H64ZM140 256V255H139ZM162 256V255H161ZM170 256V257H171ZM246 256V255H244ZM252 256V255H251ZM262 256V254H261ZM62 257V255L60 256ZM76 256H74L75 258ZM154 257V256H153ZM165 257V256H164ZM173 257V256H172ZM171 257V258H172ZM254 257V256H252ZM49 258H52V256H50ZM54 258V256H53ZM67 259V256L64 257V259ZM163 258V256H162ZM202 258V257H201ZM81 259V258H80ZM164 259V258H163ZM50 260V259H49ZM76 260V259H74ZM155 260V259H154ZM152 260V262L154 261ZM187 260V259H186ZM185 260V262H186ZM197 260V259H196ZM194 260V261H196ZM71 261V260H69ZM80 261V260H79ZM177 261V260H176ZM179 261V260H178ZM193 261V258L192 260L190 259V261L188 260V262H192ZM224 261V260H223ZM48 262V260H47ZM50 262V261H49ZM58 262V261H57ZM63 262V261H62ZM67 262V261H65ZM64 262V263H65ZM169 262V261H168ZM183 262V264L185 263ZM231 262V261H229ZM253 262H256V261H253ZM53 263V262H52ZM70 263V262H68ZM164 264L166 263V260L165 262H163ZM182 263V262H181ZM213 263V262H212ZM225 263H228V262H225ZM54 264V263H53ZM61 264V263H59ZM66 264V263H65ZM74 264V263H73ZM186 264V263H185ZM206 264V263H205ZM208 264V263H207ZM211 264V263H210ZM222 264V263H221ZM224 264V263H223ZM254 264V263H253Z\"/></svg>", "mask_w": 264, "mask_h": 264}]
</instances>
